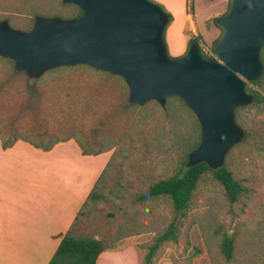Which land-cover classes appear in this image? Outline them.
<instances>
[{
	"label": "rangeland",
	"instance_id": "rangeland-1",
	"mask_svg": "<svg viewBox=\"0 0 264 264\" xmlns=\"http://www.w3.org/2000/svg\"><path fill=\"white\" fill-rule=\"evenodd\" d=\"M150 1L173 16L165 32L171 58L185 55L196 38L201 50L216 58L214 44L222 29L215 20L228 11L229 0ZM74 7L62 0H0V22L29 31L36 17L75 18ZM10 67L13 64L0 58L2 142L17 129L36 144L68 139L81 151L109 156L95 185L101 198L83 207L75 235L102 240L108 250H135L119 264L137 259L145 264L154 239L178 218V243L166 242L152 264H264V107L252 104L239 111L237 122L246 135L224 161L245 189L239 200L230 203L223 186L208 172L182 218L168 196L139 200L155 183L178 172L190 142L201 134L195 115L181 99L170 97L164 107L154 101L131 104L120 77L87 66L53 69L38 80L26 74L13 79L7 74ZM76 150L69 146L55 157L75 163ZM225 234L234 237L230 262L221 251Z\"/></svg>",
	"mask_w": 264,
	"mask_h": 264
},
{
	"label": "water",
	"instance_id": "water-1",
	"mask_svg": "<svg viewBox=\"0 0 264 264\" xmlns=\"http://www.w3.org/2000/svg\"><path fill=\"white\" fill-rule=\"evenodd\" d=\"M216 19L222 35L216 58H206L198 42L171 58L165 41L170 16L150 0H62L82 11L75 19L36 17L29 31L0 22V58L38 80L50 70L87 66L120 77L134 105L162 107L178 97L201 127L199 146L186 168L224 166L229 150L246 135L236 111L251 105L247 84L264 74V0H229Z\"/></svg>",
	"mask_w": 264,
	"mask_h": 264
},
{
	"label": "crops",
	"instance_id": "crops-1",
	"mask_svg": "<svg viewBox=\"0 0 264 264\" xmlns=\"http://www.w3.org/2000/svg\"><path fill=\"white\" fill-rule=\"evenodd\" d=\"M73 145L77 162H58L55 155ZM108 161V154L83 155L73 142L45 152L23 141L3 149L0 139V264L3 257H10L4 264H48ZM131 250H106L97 264H119Z\"/></svg>",
	"mask_w": 264,
	"mask_h": 264
},
{
	"label": "trees",
	"instance_id": "trees-1",
	"mask_svg": "<svg viewBox=\"0 0 264 264\" xmlns=\"http://www.w3.org/2000/svg\"><path fill=\"white\" fill-rule=\"evenodd\" d=\"M74 8L76 13L75 18L81 17L83 14L82 11L76 6ZM169 16H170V22H169L170 24L173 21V16L172 15ZM194 42L199 43V39L196 38L190 40V44ZM202 53L206 58L209 59L212 58L207 56L203 51ZM213 54L215 56L214 49H213ZM261 57L264 63V48L262 50ZM2 59L3 58H1V60ZM6 61L9 64H13L10 60H6ZM7 74H9V76L14 79V78L22 77L25 73L17 72L14 67H10L9 73ZM251 85L258 87L259 90H254V88L251 87ZM247 92L254 96V101L252 103L253 106L264 107V74L259 81L247 84ZM243 109H245V107L239 108L236 111V119L239 111ZM2 133L3 132L0 129V134ZM18 141L27 142L35 148L48 152L52 150L55 145L59 143L67 142L68 139H61V140L56 139L48 144H36L29 141L27 138L21 136L20 134H18L17 129H14L12 130L9 138L2 142V147L3 149L12 148ZM200 141H201V134H198L197 137L193 139L190 142L189 146L187 147V150L184 154V158L180 164L178 172L174 176L168 179H164L155 183L153 186H151L149 192L141 196L139 200L146 201L150 198L168 196L171 198L176 212L183 218L185 217L186 211L189 208L193 193L196 190L199 181L201 180L203 175L210 172L213 174L214 178L223 186L228 201L232 204L236 203L239 200L241 194L245 191V189L243 188L242 184L235 179L233 173L227 168V166H223L218 170H213L208 166V164L201 163L196 165L195 167L186 168L189 154L199 146ZM82 153L83 155L97 156L102 154L103 152L97 151L94 153H90L83 150ZM100 198H101V194H98L94 188L93 191L90 193L87 202L98 201ZM82 213L83 212L81 210L74 224L72 225L71 229L64 235L60 245L58 246L55 254L53 255V257L51 258L48 264H97L100 255L106 250H108V248L106 247V245L103 243L102 240L95 239L94 237L75 235L74 233L75 225L79 217L82 215ZM179 232H180V224H178V218H175L174 221L169 225L167 230H165L162 234L156 237L154 239V243L148 248L147 254L145 256V264H152L154 258L158 254V251L166 242L172 241L173 243H178ZM221 251L228 262L233 260V256H234L233 236H229L228 234L224 235L221 243Z\"/></svg>",
	"mask_w": 264,
	"mask_h": 264
}]
</instances>
